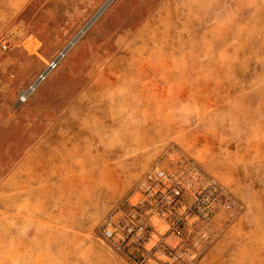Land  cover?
I'll return each mask as SVG.
<instances>
[{
  "label": "rangeland",
  "instance_id": "1",
  "mask_svg": "<svg viewBox=\"0 0 264 264\" xmlns=\"http://www.w3.org/2000/svg\"><path fill=\"white\" fill-rule=\"evenodd\" d=\"M19 1L0 264H264V0Z\"/></svg>",
  "mask_w": 264,
  "mask_h": 264
},
{
  "label": "built area",
  "instance_id": "2",
  "mask_svg": "<svg viewBox=\"0 0 264 264\" xmlns=\"http://www.w3.org/2000/svg\"><path fill=\"white\" fill-rule=\"evenodd\" d=\"M61 56H63V54L60 52L53 60H51L50 62H47L44 70L38 75L36 80L28 87L27 91H29V92L32 91L35 88V86L37 85V84H35V82L36 81L41 82L47 76V74L56 66V64H57V62ZM165 176H166V173L161 168L154 167L148 172L147 178L159 179V178H163ZM175 193H177V191Z\"/></svg>",
  "mask_w": 264,
  "mask_h": 264
},
{
  "label": "bare ground",
  "instance_id": "3",
  "mask_svg": "<svg viewBox=\"0 0 264 264\" xmlns=\"http://www.w3.org/2000/svg\"><path fill=\"white\" fill-rule=\"evenodd\" d=\"M112 0H106V2L95 12V14H93V16L89 19L88 23L83 27L82 31H80L70 42H68L65 45L64 51H67L75 42V40L83 33V31L87 28V26H89L101 13L102 11L105 9V7L111 2ZM39 82H35V84H38ZM28 89V88H27ZM27 89L22 90L19 94V99L20 101H24L26 100V97L30 94L29 91H27Z\"/></svg>",
  "mask_w": 264,
  "mask_h": 264
},
{
  "label": "crops",
  "instance_id": "4",
  "mask_svg": "<svg viewBox=\"0 0 264 264\" xmlns=\"http://www.w3.org/2000/svg\"><path fill=\"white\" fill-rule=\"evenodd\" d=\"M22 6V3L19 0H4L2 2V0H0V16L2 14H7V13H11V12H15L17 9H20V7ZM14 9V11H13ZM18 162L16 163V165L14 166V168H12V171L10 172L11 174L13 173V169H17L18 168ZM3 182L0 181V184H2Z\"/></svg>",
  "mask_w": 264,
  "mask_h": 264
}]
</instances>
